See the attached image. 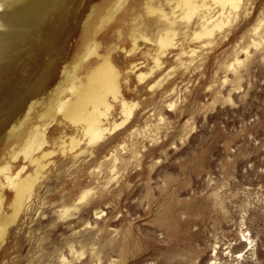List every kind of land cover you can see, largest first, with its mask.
Instances as JSON below:
<instances>
[{
    "label": "rangeland",
    "instance_id": "374dc122",
    "mask_svg": "<svg viewBox=\"0 0 264 264\" xmlns=\"http://www.w3.org/2000/svg\"><path fill=\"white\" fill-rule=\"evenodd\" d=\"M115 1L39 0L31 13L21 3L0 8V21L13 27L0 47V166L40 124L64 66H72L93 38L103 54L112 51L126 98L139 103L132 122L94 148L82 142L81 149L63 153L51 139L46 148L56 152L46 159L33 203L9 229L0 264H64L63 257L70 264H264V26L254 30L264 21V0H243L239 16L212 43L191 40L197 24L182 32L180 47L169 50L163 69L143 83L138 74L155 66L157 48L140 39L133 51L132 34L145 26L155 35L159 20L147 12L150 0H129L97 33ZM155 3L169 8L165 0ZM237 54L243 63L229 68ZM162 79V86L151 88ZM35 98L44 100L32 123L20 138L9 139L11 124ZM114 104L111 120L121 121V106ZM59 123L52 138L79 135L74 125ZM135 127L140 134H132ZM113 152L121 161L119 180L111 179ZM16 163L17 169H35L23 156ZM84 187L94 189L93 197L63 215ZM4 193L9 212L13 192Z\"/></svg>",
    "mask_w": 264,
    "mask_h": 264
},
{
    "label": "bare ground",
    "instance_id": "6f19581e",
    "mask_svg": "<svg viewBox=\"0 0 264 264\" xmlns=\"http://www.w3.org/2000/svg\"><path fill=\"white\" fill-rule=\"evenodd\" d=\"M38 1L39 0H0V8L3 7L5 4L13 5L14 3H21V7L23 11L24 12L27 11L31 13L33 12V10H35V8H37ZM128 1L129 0L115 1L112 4L111 8L103 16L101 20V24L98 26L96 32L98 33L106 23H109L112 20H114L117 14L123 9V7L127 4ZM165 1L168 4L169 8H166V6H164V4L162 3L156 4L155 0H150L148 1V3H146L148 14L151 16H157L159 20V26H158L159 28H157V33L155 35L153 36L150 35L147 29L145 28V26L144 28H141L140 26V28H136L135 30L133 29L134 30V33L132 34V39L134 43V47H132L133 51L135 50L137 51V49L139 48L140 39L145 40L147 42L150 41L152 44L154 43L157 48L156 54L153 55L154 57H152L154 59L153 61L155 62L154 64L155 66L150 67L152 68L151 70H149L150 72L142 71L138 74V79L142 83L145 82L146 79L150 77V75L153 76L156 73V71H158V69L162 68V66L164 67L163 56L166 55V53L169 52V50H173L172 48L178 46V37L182 32H184L185 35L186 33L188 34V31L191 30L192 26L194 24H197L196 28L193 29L192 33L190 34V36L192 37L191 40L192 39L206 40L208 41V43H212L211 42L212 37H214L217 32H221L226 27L230 26L234 21V19L237 16H239V11L240 9H242V6L244 5V4L242 5L243 0H165ZM11 15L12 14H10V17ZM263 26H264V21L261 20L259 24L254 28L255 33H259ZM2 27H6V30L0 32V47L1 46L4 47L3 45L8 41V37L10 35L9 29L13 28L9 24V21L6 20L0 21V28ZM136 27H138V25H136ZM254 44L259 45V42L257 41ZM196 50L193 48V50L191 51L192 53L191 52L190 53L192 55L194 54L195 56ZM1 51L2 49H0V54ZM239 57L237 54L235 62L233 61L234 63H231L229 65V68H234L236 64L240 66V64L243 63V60H241ZM92 58L96 59L94 61L93 66L90 68L87 74H85L84 78L80 77L79 75L80 69L87 62L91 61ZM136 68H138L137 65L133 66L132 70L134 71V69ZM63 69H64L63 79L60 82H58L57 86L53 88L52 91H50L49 94L50 98H48L46 102L47 106L43 109V112L41 114L39 113L41 118L40 124L32 125L31 129L29 130L28 137L24 140V142H21V144H16L11 148V150L9 151L11 158L5 159L0 166V176L2 178V180H0V248L3 247L2 245L7 240L6 238L9 229H11L10 227L18 221V219L20 218V214L24 211V209L30 207V203L36 192V186L38 184V181L44 177L41 176L43 175L46 166H48L46 164V159L49 156H52L54 152H56L55 150H48L46 148V146L50 143L51 139L55 144H58L61 147L63 153L73 152V151L75 152L78 150V148L81 149L82 142H85L90 147L96 146L99 143L103 142L106 139V137H108V135H112L118 130L127 127V125H129L132 122V118L135 117V112L139 107L138 102L129 101V99L126 98L123 92L124 75L122 73V70L118 66V62L116 61L114 55L112 54V51H109L107 54H103L101 52V43L98 42L96 38L91 39L87 43L85 50L78 55L72 66L66 65L64 66ZM163 80L164 79L158 81L156 84H152L154 86H152L151 88L160 85L163 82ZM43 100L35 98L34 100H31L27 104L23 115L16 122L11 124V127L9 128L10 131L8 132L9 139H13L15 137L20 138L21 134L26 132L27 130L26 128L29 127L30 124L32 123L33 115L37 111L38 106L43 103ZM114 103H118V105L120 104L121 106V112H120L122 117L121 121H118L117 119L111 120V117L113 115V110L115 107ZM176 104H177L176 102H171L168 105L169 107L173 108ZM160 120H164V117L161 116ZM59 121L60 123L66 122L77 127V130L79 131V135L76 134L69 135L70 137L66 138L67 134H62L59 137L52 138V133L54 132V129H52L53 125L55 123H58ZM159 125L157 127H159ZM136 128L137 127H135L134 131L132 130V134L134 135L135 133L138 134L137 132L139 131V129ZM152 129L153 126L151 130ZM147 130L149 131V129L147 128L145 129L144 132H146ZM148 135L151 136L152 139V135L150 134ZM148 135L145 136L148 137ZM147 137H144V139ZM153 138L155 139L156 136ZM134 139L135 138H133V140ZM126 144L122 143L119 145V147H121V149L124 150L126 149ZM133 148L132 151L135 150L134 153L136 154V149H135L136 147L134 146ZM86 152L87 151H85L84 153ZM92 152L89 153L93 155ZM113 155H114V159L111 170L113 172L112 174L114 177L112 176L111 179L115 180L121 177V175L120 177L118 175L117 177L115 176L118 173L117 168H118V162L120 161V157L118 156V152H113ZM138 155L136 154V156ZM21 156L24 157V160H27L31 165H33V167L35 168L33 172H28L26 165H23L20 169H17L18 164L16 163V161ZM125 161H127V159ZM122 164L123 163L120 164L121 167ZM127 165L124 166L126 167ZM92 187L91 188L84 187V190L74 201L73 205L65 206L64 209L62 208L63 209L62 212L64 213L63 215L70 216L69 213L72 209L75 210L78 209L79 211V208H81L82 205L88 203L90 201V197H93L92 195L94 189ZM5 189H10L13 192L12 201L9 206L10 207L9 212H5V200H6L4 193ZM104 212L105 211H103V213ZM72 213L73 212H71V216ZM63 263L70 264L67 261L66 257H63Z\"/></svg>",
    "mask_w": 264,
    "mask_h": 264
}]
</instances>
